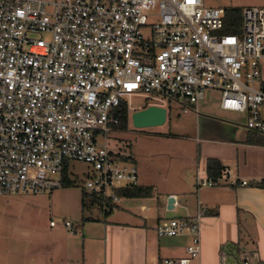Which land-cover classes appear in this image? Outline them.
Here are the masks:
<instances>
[{"label": "built area", "instance_id": "obj_1", "mask_svg": "<svg viewBox=\"0 0 264 264\" xmlns=\"http://www.w3.org/2000/svg\"><path fill=\"white\" fill-rule=\"evenodd\" d=\"M223 26V8L202 0H0V195L63 187L67 163L79 161L91 171L85 204L116 208L138 171L105 134L132 95L194 107L214 89L221 109L244 114L247 132L264 136V6L242 7L238 32ZM222 182L236 184L227 169L196 179L198 187ZM206 211L156 224L160 237L189 238L183 257L159 264L198 258ZM217 264L254 263L221 250Z\"/></svg>", "mask_w": 264, "mask_h": 264}, {"label": "crops", "instance_id": "obj_2", "mask_svg": "<svg viewBox=\"0 0 264 264\" xmlns=\"http://www.w3.org/2000/svg\"><path fill=\"white\" fill-rule=\"evenodd\" d=\"M197 121L194 136L186 139L193 153L177 155L180 170L173 178L179 186L153 163L157 170H137L138 185L151 186L153 194L156 191L160 196L122 198L104 216H82L81 223H74L75 235L62 228L49 229L48 240L36 239L25 254L0 256V264H159L165 258L183 257L189 238L160 237L156 224L164 218L194 217L199 207H205L208 214L200 219L199 256L192 264H217L221 250L264 264V187L252 185L264 180V146L245 143L247 131L238 136L237 129L223 120L198 116ZM208 158L217 159L236 184L198 187L197 177H208ZM135 161L143 160L136 156ZM242 180L249 184H240ZM168 197L173 199L171 209H167Z\"/></svg>", "mask_w": 264, "mask_h": 264}, {"label": "rangeland", "instance_id": "obj_3", "mask_svg": "<svg viewBox=\"0 0 264 264\" xmlns=\"http://www.w3.org/2000/svg\"><path fill=\"white\" fill-rule=\"evenodd\" d=\"M202 1L204 6L208 7L264 6V0ZM148 21L153 22L154 18H149ZM142 31L147 32V28H143ZM219 97L217 90L207 89L204 92V98L194 107L165 98L154 99L146 95L124 97L123 105L130 107L126 128L121 129L116 125L106 132L107 146L113 153L121 155L124 160L134 163L139 172L142 169L143 172L150 173L151 170L158 168L162 172L166 171L171 177L169 181L172 180L175 186H179L180 183L173 178L174 173L180 170L177 169V155L181 153V156L186 157L193 153L190 142L186 139L194 136L192 132L194 126L196 124L198 126V116H210L223 120L237 129V135L241 137L247 131L243 127L245 115L221 109ZM151 103L161 104L166 109V121L159 126L134 127L131 121L132 112ZM184 109H186L185 112ZM165 133L184 137H163ZM136 156L143 161H137L136 164ZM153 163L157 164V168H154ZM160 165L162 168H159ZM90 172L87 164L70 161L66 167V175L71 183L68 187H60L46 193L0 195V256L27 253L36 239L48 240L45 237L49 235L47 234L49 229L55 231L62 228L66 232L63 220L76 224L81 223L82 216L95 215V213L104 216L103 211L92 205H86V208L81 209V184L88 178ZM157 183L160 187L164 185L161 178ZM154 194L160 196L159 192L155 191ZM51 220L56 223V227H49Z\"/></svg>", "mask_w": 264, "mask_h": 264}, {"label": "trees", "instance_id": "obj_4", "mask_svg": "<svg viewBox=\"0 0 264 264\" xmlns=\"http://www.w3.org/2000/svg\"><path fill=\"white\" fill-rule=\"evenodd\" d=\"M224 10V26L222 31L225 33H235L239 31L240 14L242 7L239 6H226L222 7ZM119 123L118 127L125 129L128 122V111L127 108L122 104L119 110ZM245 143L250 145H260L264 146V137L260 134L247 132ZM123 158V157H122ZM206 173L208 177H217L222 169L224 168L222 164L214 158L206 159ZM64 186L68 187L71 185L70 181L67 179L66 170L63 172ZM256 187H264V180L252 183ZM154 188L151 186H135L131 188H124L118 190L117 194L121 198H147L153 196ZM85 195L81 194V209L86 207L84 202ZM206 214L208 212L206 211ZM86 220L82 218V221ZM77 228V227H76Z\"/></svg>", "mask_w": 264, "mask_h": 264}, {"label": "water", "instance_id": "obj_5", "mask_svg": "<svg viewBox=\"0 0 264 264\" xmlns=\"http://www.w3.org/2000/svg\"><path fill=\"white\" fill-rule=\"evenodd\" d=\"M165 119L166 109L159 105H148L133 111L131 114L132 124L136 128L159 126L165 122ZM172 203V197H168L167 209L172 208Z\"/></svg>", "mask_w": 264, "mask_h": 264}]
</instances>
